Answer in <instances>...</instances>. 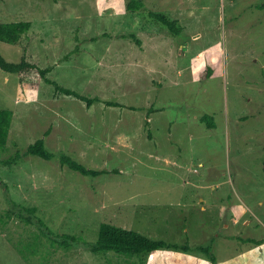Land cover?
<instances>
[{
	"label": "rangeland",
	"instance_id": "374dc122",
	"mask_svg": "<svg viewBox=\"0 0 264 264\" xmlns=\"http://www.w3.org/2000/svg\"><path fill=\"white\" fill-rule=\"evenodd\" d=\"M143 1L130 10L129 0H0V22L32 23L18 43L0 41L8 60L25 56L103 99L88 104L38 72L21 80L0 68V108L14 112L0 146V160L13 159L0 162V264L138 260L60 246L8 218V197L36 205L56 236L96 241L110 222L264 264V247L249 240L264 239V0ZM40 137L54 157L27 152ZM61 152L109 172L83 174Z\"/></svg>",
	"mask_w": 264,
	"mask_h": 264
},
{
	"label": "trees",
	"instance_id": "16d2710c",
	"mask_svg": "<svg viewBox=\"0 0 264 264\" xmlns=\"http://www.w3.org/2000/svg\"><path fill=\"white\" fill-rule=\"evenodd\" d=\"M128 8L130 10H139L144 6L143 0H129ZM151 14L163 21L169 28L176 33L182 30L177 19H170L163 12H151ZM30 20H14L0 22V41L12 44L18 43L22 36L27 33L31 27ZM0 68L6 72L17 73L21 80L25 79L31 72H38L39 75L45 77L49 82L53 83L56 89L66 93L73 94L86 100L88 104L94 101H103L99 96L89 97L81 94L77 90L65 87L57 81L48 78V68H43L29 61L25 56L20 61L8 60L0 50ZM202 76H209V72H204ZM108 104H114L115 101L106 100ZM13 110L10 108H0V146H5L8 142V135L13 120ZM202 120L208 123L209 126H215L214 116L212 114H205ZM27 152L35 154L40 157L50 159L56 154L49 150L46 146L45 138L40 137L35 142L27 147ZM19 157V154H17ZM60 162L67 165L74 170H78L83 174L98 175L109 172L107 169H96L86 166L84 163L75 159L72 155L61 152ZM13 159L0 160V162H12ZM10 207L7 210V217H12L17 214L19 218L26 223L36 224L42 232L47 233L53 239V242L60 246L69 248L75 244H82L94 252H108L114 251L120 254L136 256L137 261H132L131 264H241L237 256L221 260L218 257L213 245L192 244L188 238L185 242H175L165 238H153L148 234L122 227L110 222H102L99 227L98 239L96 241H81L74 235L63 233L60 236L50 234L49 227L46 222L37 214V206H25L18 204L8 197ZM249 240L260 243L264 247V239L249 238Z\"/></svg>",
	"mask_w": 264,
	"mask_h": 264
},
{
	"label": "crops",
	"instance_id": "0c3cea01",
	"mask_svg": "<svg viewBox=\"0 0 264 264\" xmlns=\"http://www.w3.org/2000/svg\"><path fill=\"white\" fill-rule=\"evenodd\" d=\"M219 257V256H218ZM231 257H234V256H231ZM238 257V256H237ZM228 258H230V257H228ZM228 258H225V259H228ZM239 258V257H238ZM240 259V258H239ZM221 260H224V259H221ZM241 262V261H240Z\"/></svg>",
	"mask_w": 264,
	"mask_h": 264
}]
</instances>
